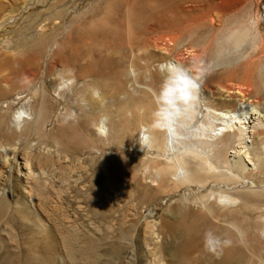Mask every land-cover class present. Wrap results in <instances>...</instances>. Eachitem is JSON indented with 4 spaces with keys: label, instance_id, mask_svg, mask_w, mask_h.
<instances>
[{
    "label": "rangeland",
    "instance_id": "rangeland-1",
    "mask_svg": "<svg viewBox=\"0 0 264 264\" xmlns=\"http://www.w3.org/2000/svg\"><path fill=\"white\" fill-rule=\"evenodd\" d=\"M127 1L0 0V264H264V182L228 157L170 151L163 133L158 146L144 145L139 133L149 122L120 125L128 97L116 88L120 81L138 96L147 59L179 58L200 93L240 88L263 104L264 0ZM192 15L202 25L180 26ZM144 22L155 28L143 32L134 66L128 40ZM162 46L167 55L156 52ZM54 54L65 70L49 67ZM20 64L37 71L28 89L13 78ZM69 77L59 91L49 87ZM149 98L161 116L164 103ZM41 154L72 165L75 176L55 180L42 164L36 189L24 158ZM176 163L189 175L174 178ZM140 179L158 184L144 189ZM220 193L238 201L218 202Z\"/></svg>",
    "mask_w": 264,
    "mask_h": 264
},
{
    "label": "bare ground",
    "instance_id": "bare-ground-1",
    "mask_svg": "<svg viewBox=\"0 0 264 264\" xmlns=\"http://www.w3.org/2000/svg\"><path fill=\"white\" fill-rule=\"evenodd\" d=\"M64 1H67V0H64ZM130 1H132V0L127 1L129 6L132 5V4L130 5V3H129ZM185 1L187 2V0H184V2ZM190 1L191 0H189V2ZM192 2H195V1H192ZM198 3L199 2H197L196 4H198ZM198 5H200V3ZM63 8H62V11H63ZM66 8L67 7H65V9ZM194 8L197 9V8H199V6H197V5L191 6L190 5L186 9L183 7V4L180 5V9L187 10V11L194 9ZM194 11H196V10H194ZM60 12L57 11V13H59V14H57V15L55 14V15L56 16L59 15L58 17H60ZM193 16L194 15H192V17L189 18V21L186 22V24L181 23L180 26H183V27H185L186 25L187 26H194V25L198 26L199 22H201L199 24V26L202 25V21H200L199 18L195 19L196 16H194V17ZM186 21H187V19H186ZM178 24H180V23H178ZM154 25H155L154 23H145L144 22V24H141V26H139V28H137L138 29L137 35L135 37L136 40H133V41L130 39L128 40L129 45H127V46L130 47V51L127 50V52L129 51V53H127L125 57L127 58L128 62L130 61L131 64L133 63L134 66L136 64L135 59L139 58L138 50L142 46L144 48L145 43L143 42V40H144L143 36H142L143 32L145 33V31L152 30L153 28H155ZM58 26H60V25H58ZM132 32H131V34H132ZM131 37H134V36H131ZM76 39H77V37H76ZM102 40H103V38H102ZM120 40H121V38L119 39V41ZM122 40L125 41L126 39H122ZM121 43H119V44H121ZM147 44H146L145 48L147 47ZM129 47H128V49H129ZM41 49H42V47H41ZM149 49H151V48H149ZM168 49L169 48H167L166 46L156 47V52H159L160 55L161 54L167 55ZM115 50H114V52H115ZM42 53H43V51H42ZM120 53H122V52H120ZM55 55L56 54H54L53 56H55ZM122 55H124V54H122ZM166 55H164V57H166ZM53 56L51 58L52 64L50 63L53 66H49V67L51 68V67L56 66V64H58V66H60L61 70H65L67 68V66H66L67 64L65 65L64 64L65 62L61 61L60 58H57L56 57L57 55L55 57H53ZM109 56H111V55H109ZM107 58H108V55H107ZM120 58H121V56H120ZM123 58H124V56H123ZM124 60H125V58H124ZM183 60L184 59L177 58V59H173V60L164 62V61H159V60H148L147 59L144 62L145 63L144 68H139L141 66H138L139 69H143V72H141L143 74L142 75L143 79L137 82V87H138L137 88V94H138V96H132V94L129 92L130 89L128 90L126 88V86L124 84H122L120 81L117 82L116 88H117L119 94L125 95L128 97V99L126 101V105H125L126 111L128 112V115L124 117V120L121 121L122 123L120 125L122 127H125L128 124H130L129 122L132 119H136L138 117H145V118H147L149 125L143 126L140 129V133H139V140L144 145L158 146L160 133H163L164 144L168 150H170V151H177V150L182 151L183 150V151H186V153L191 154L193 156H198L199 154H205L207 156L210 155L211 156L210 159H212L213 157L216 159L228 157V159L232 162L233 168L236 171H241V172L248 171L250 176L257 178L259 183H263L264 182V102L262 101L263 104H260L257 101H253L252 99L248 100L246 91L243 89H240V88H238L233 94H231L233 92L231 90L232 91L231 93L225 92V94L221 93V94H218V96L211 95L212 93L207 94L206 92H203V91L200 93L198 91L197 87L195 86V82H196L195 72L192 70V68L191 69L183 68L182 67V63H183L182 61ZM34 61H33V63H34ZM38 61L40 63V60H38ZM49 61H51V60H49ZM107 61L109 63H112L113 60L111 61L108 58ZM36 62L37 61H35L34 66H35ZM138 63L140 64V62H138ZM58 66H56V69ZM26 68H28V66ZM26 68H23V65L20 64L18 66L17 74L15 75V77H13L16 80H22V85H21V87L18 86V89L19 88L22 89L23 87H25V88L27 87L26 89H28L30 84L34 80L37 79V71L31 70L33 68H28V69H26ZM38 68H39V66H38ZM15 70H16V68H15ZM68 70H69V67H68ZM70 77L64 81H62V80L56 81L53 79L49 82V87H51V89L54 91H57V90L59 91L62 88V86H61L62 84H68L70 82ZM7 78H9V77H6L5 79L2 78L3 80H1V82H3V85L5 84V86L7 85V87H8V83L11 82V80L7 79ZM137 80H139V76L137 77ZM30 91H31L30 97L37 98V96L39 95L38 91L37 90H30ZM151 96H154L155 98H159L164 103V111H163V114L161 116L158 115L156 107L153 104V102L151 100H149L150 99L149 97H151ZM217 100L224 101V102L227 101L230 103L233 102L235 105L229 106V107H219L220 105L219 106H217V105L213 106V103L216 102ZM22 112H23V110H22ZM18 113H19V111L16 112V115ZM16 115L14 116V118H15V120H18L19 115L18 116H16ZM64 146L65 145H63V147ZM66 155H64V157ZM48 156L49 155L45 156V154L42 156L38 155V157L33 159V163L29 162V160L27 159L28 157L26 158V156H25V158H24V168L26 170L24 174H25L26 180L27 179L30 180L34 184L36 189L39 188V186H40L39 182L41 183V181H42V180L40 181V176H42L44 173L39 168V166H41L42 164L43 165H49L47 175L51 176L55 180L70 181L71 177L75 176V175L72 176V174L74 172H76V170L74 171L73 167H70L72 165H68V163H67V164H62L59 167V163H57L58 161L56 160L57 161L56 163L58 165L57 164L54 165V163H52V162H55V161H53V159L52 160L48 159L47 158ZM66 157H68V156H66ZM49 158H53V157L50 156ZM62 158H63V156H62ZM4 159H6V158H4ZM63 160H66V159H63ZM208 163H209V160H208ZM176 164H178V163H176ZM75 167H76V165H75ZM174 175H175V176H173L174 178L175 177H185V176L189 175V171L187 170V168L183 164L179 163L177 165V169L175 170ZM139 181H140V185H143L144 189L147 185L146 184L147 182H150L152 185H155L157 183L156 182L157 180H152V179L145 180V181H144V179H140ZM39 191H41V190H39ZM216 201L228 202V203L234 204L238 200L236 199V197L233 198L227 194L220 193L218 195ZM1 203L5 204L6 201L2 200ZM54 210H55V208H54ZM59 212H61V211H59ZM76 251H78V250H76ZM235 251L237 252V249Z\"/></svg>",
    "mask_w": 264,
    "mask_h": 264
}]
</instances>
